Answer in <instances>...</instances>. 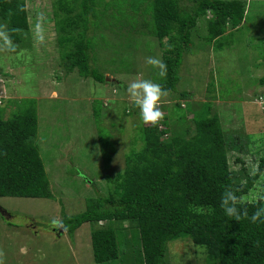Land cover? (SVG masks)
<instances>
[{"label": "rangeland", "instance_id": "rangeland-1", "mask_svg": "<svg viewBox=\"0 0 264 264\" xmlns=\"http://www.w3.org/2000/svg\"><path fill=\"white\" fill-rule=\"evenodd\" d=\"M100 1L102 7L98 10L110 7L90 23L86 35L98 56L94 68L109 79L107 83L82 78L76 71L66 73L62 68L53 16L55 0H25L29 29L22 34L16 53H10L0 38L1 105L7 116L9 111L17 112L16 101L35 100L38 131L33 142L39 147L54 195L53 199L0 198L6 214L0 212L3 264H95L92 225H82L69 237L53 228L51 220L61 219L62 208L66 215L74 216L84 210L87 199L106 196L105 176L121 170L125 155L143 144L139 138L144 126L140 116L126 115L132 106L126 88L135 78L159 83L158 70L145 61L150 56L163 58L166 50L148 32L149 16L143 10L132 5L128 9L118 0ZM178 1L180 5L191 4V0ZM242 1L246 3L244 21L226 32L224 36L233 35L234 42L221 51H214L212 45L200 49L207 21L204 17L197 20L192 33L194 48L184 55L176 92L163 99L161 110L176 122L179 114L182 117L189 108L181 101L182 111L176 112L172 109L174 97L186 91L194 97L192 102H206L205 90L212 83L211 96L215 98L208 102L219 116L225 137L240 140H235L236 148L228 149L229 169L244 184L248 176L255 175L264 158V84L258 82L264 76V0ZM41 13L46 40L38 45L32 29ZM93 108L99 118L94 117ZM237 125L241 131L236 130ZM243 169L245 172H240ZM261 176L253 192L242 196V201L260 199L264 172ZM127 226L124 223L120 228ZM131 248L138 251L135 243L131 247L126 243V252ZM119 254L122 259L121 248ZM165 262L210 264L205 249L188 239L168 244Z\"/></svg>", "mask_w": 264, "mask_h": 264}, {"label": "trees", "instance_id": "trees-1", "mask_svg": "<svg viewBox=\"0 0 264 264\" xmlns=\"http://www.w3.org/2000/svg\"><path fill=\"white\" fill-rule=\"evenodd\" d=\"M118 1L149 16L146 28L166 50L161 60L167 65V76L156 79L170 95L181 80L184 55L194 48L192 33L197 20L204 17L207 21L200 49L212 45L214 51H221L234 42L233 35H224L243 23L246 4L242 0H191L190 5H180L178 0ZM53 7L62 68L105 83L104 74L94 68L98 56L86 29L110 6L98 10L100 0H55ZM1 29L13 43L8 51L16 53L22 34L29 29L25 0H0ZM258 82L263 85L264 76ZM208 86L206 102H192L194 97L186 91L174 97L172 109L176 112L182 111L181 101L189 108L184 119L179 114L174 122L166 114L155 127H144L141 120L143 144L125 155L121 170L105 176L106 196L87 199L84 210L74 216L69 217L62 208L61 220L69 226L65 232L69 237L82 225H92L95 264H167L168 244L186 239L205 249L210 264H264V223L246 218L237 221L220 206L221 193L227 188L240 198L237 207L247 209L249 217L264 207V193L258 200L242 201L262 177L264 158L244 184L229 169L228 149L236 148L237 138L230 141L225 137L219 116L208 102L215 98L211 96L213 84ZM15 103L17 112L9 111L6 116L0 100V198L53 199L39 147L33 142L38 131L36 102L22 99ZM128 109L127 116L139 115L134 105ZM92 113L99 118L95 108ZM235 128L241 131L238 125ZM124 223L128 226L120 228ZM126 243L130 247L135 243L138 251L131 248L126 252Z\"/></svg>", "mask_w": 264, "mask_h": 264}, {"label": "clouds", "instance_id": "clouds-1", "mask_svg": "<svg viewBox=\"0 0 264 264\" xmlns=\"http://www.w3.org/2000/svg\"><path fill=\"white\" fill-rule=\"evenodd\" d=\"M32 31L36 44H44L46 40V32L43 13L39 14L37 17ZM0 38L3 39L4 44L7 47H12L7 34L0 32ZM145 63L150 65L153 69L158 70L159 77L165 78L167 76V65L161 59L150 56L146 58ZM126 91L132 105L139 109L140 119L142 120L144 127L148 125L153 127L158 126L161 121L164 120L161 103L164 98L170 95V90L163 88L159 83H155L152 80L135 78L128 83ZM239 200L240 198L231 189L226 188L221 193L220 206L227 216L234 217L237 221L246 218L250 219L253 223H256L257 221L264 223V207L257 208L249 217L247 209L241 210L237 207ZM0 212L6 215L1 207ZM51 226L59 230L60 233L68 231L69 228V226L59 218H53L51 220ZM2 256L3 252L0 251V257ZM0 264H3L2 260H0Z\"/></svg>", "mask_w": 264, "mask_h": 264}, {"label": "water", "instance_id": "water-1", "mask_svg": "<svg viewBox=\"0 0 264 264\" xmlns=\"http://www.w3.org/2000/svg\"><path fill=\"white\" fill-rule=\"evenodd\" d=\"M105 82H109V79H108V78H106V79H105Z\"/></svg>", "mask_w": 264, "mask_h": 264}]
</instances>
